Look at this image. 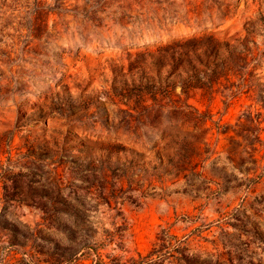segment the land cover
Listing matches in <instances>:
<instances>
[{
	"label": "rangeland",
	"instance_id": "1",
	"mask_svg": "<svg viewBox=\"0 0 264 264\" xmlns=\"http://www.w3.org/2000/svg\"><path fill=\"white\" fill-rule=\"evenodd\" d=\"M0 264H264V0H0Z\"/></svg>",
	"mask_w": 264,
	"mask_h": 264
},
{
	"label": "trees",
	"instance_id": "2",
	"mask_svg": "<svg viewBox=\"0 0 264 264\" xmlns=\"http://www.w3.org/2000/svg\"><path fill=\"white\" fill-rule=\"evenodd\" d=\"M185 52H186V51H185ZM185 52H183V53L185 54ZM154 103H155V102H154ZM162 104H163V103H162ZM162 104H161V102H160V104H159V105H160V108L162 107V106H161ZM163 105H165V104H163ZM151 109H153V107H151ZM144 110H145V112H147L146 109H144ZM147 113H148V116H147V117L149 118V115H150V114H149V112H147Z\"/></svg>",
	"mask_w": 264,
	"mask_h": 264
}]
</instances>
